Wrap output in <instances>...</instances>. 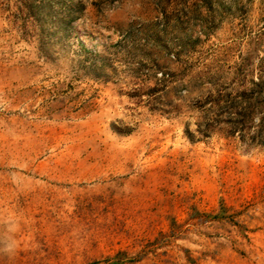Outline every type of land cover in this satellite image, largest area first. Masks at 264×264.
Returning a JSON list of instances; mask_svg holds the SVG:
<instances>
[{"label":"rangeland","instance_id":"rangeland-1","mask_svg":"<svg viewBox=\"0 0 264 264\" xmlns=\"http://www.w3.org/2000/svg\"><path fill=\"white\" fill-rule=\"evenodd\" d=\"M261 81L264 0H0V264H264Z\"/></svg>","mask_w":264,"mask_h":264},{"label":"trees","instance_id":"trees-1","mask_svg":"<svg viewBox=\"0 0 264 264\" xmlns=\"http://www.w3.org/2000/svg\"><path fill=\"white\" fill-rule=\"evenodd\" d=\"M144 81L138 82L131 97L139 96L142 86L145 85ZM253 87L248 93L235 88L233 95L219 91L216 99L210 100L212 104L203 113L204 122L198 124L197 131L204 136H209L212 132L227 137L237 134L246 143L264 144V82H256ZM221 217L210 216L211 219Z\"/></svg>","mask_w":264,"mask_h":264}]
</instances>
